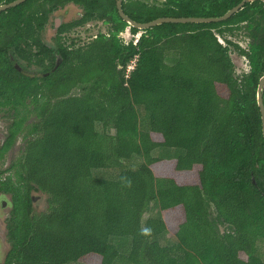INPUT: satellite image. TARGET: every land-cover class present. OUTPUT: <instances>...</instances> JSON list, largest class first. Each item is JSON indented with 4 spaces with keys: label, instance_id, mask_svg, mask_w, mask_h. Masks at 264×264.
<instances>
[{
    "label": "trees",
    "instance_id": "obj_1",
    "mask_svg": "<svg viewBox=\"0 0 264 264\" xmlns=\"http://www.w3.org/2000/svg\"><path fill=\"white\" fill-rule=\"evenodd\" d=\"M240 1L122 0V8L147 22L220 16ZM70 3L79 16L47 42L53 14ZM93 20L107 33L66 42ZM126 28L141 31L135 43L119 36ZM239 32L246 49L226 37ZM231 47L249 64L240 77ZM263 74L264 0L223 21L141 30L121 18L116 0H25L1 11L8 122L0 161L18 138L22 145L0 167V198L10 196L0 264H264ZM159 147L184 152L153 156ZM36 193L45 195L43 211L34 209ZM152 203L160 216L143 220ZM163 232L175 243H160ZM111 237L128 239V252Z\"/></svg>",
    "mask_w": 264,
    "mask_h": 264
},
{
    "label": "rangeland",
    "instance_id": "obj_2",
    "mask_svg": "<svg viewBox=\"0 0 264 264\" xmlns=\"http://www.w3.org/2000/svg\"><path fill=\"white\" fill-rule=\"evenodd\" d=\"M151 2L152 0H146ZM81 10L78 6H76L73 3H70L63 7L62 9H59L55 11L53 14V18L51 19V22L53 19H57V25L60 26L63 22H67L69 20H72L74 18H77L80 14ZM56 27H52V24L50 23L45 32V39L47 42L51 43L56 31ZM108 27L105 23L102 21H89L84 26L76 27L73 29L69 34L68 37L65 38L66 42H69L71 39H74L75 46H83L90 42L99 32L107 33ZM141 35V31H139L136 34H133L129 28H126L123 32L119 34V36L122 38L124 43H128L129 41L136 42L138 37ZM228 39H231L232 41L236 42L240 47L246 49L248 44V38L244 35L243 32H239L238 34H227L226 36ZM230 57L234 64V74L240 77L244 73H247L249 71V64L245 56L239 55V53L234 50L233 47H231ZM135 59V58H134ZM168 62L172 63L170 59H167ZM136 60L134 61L135 65ZM130 64V63H129ZM128 64V65H129ZM127 65V67H128ZM131 65V64H130ZM127 67H126V75L127 74ZM134 68V67H133ZM32 70V69H31ZM133 70V69H132ZM131 70V71H132ZM37 75H40L38 73ZM31 107V106H30ZM4 113L0 111V144L4 140V137L6 135V126L8 122V118L4 117ZM22 145L21 138H18L16 143L12 146L10 151L7 152L5 155V158L0 161V167H6L10 164L11 160L19 153L20 147ZM184 150L181 148H164L159 147L155 148L152 151V155L156 157L161 158H174L177 155L183 154ZM132 163H137L139 161V158H133ZM109 174L112 175V171H108ZM107 173H104L106 175ZM103 175V174H102ZM6 202L7 206L8 201H10L9 194H5L0 198V202ZM1 204V203H0ZM34 209L37 211H43L46 209V202H45V195L42 193H36V198L34 199ZM10 206L3 208L0 205V263L3 261L4 254L7 251L8 243L6 241V230H5V216H8ZM159 209L157 204L152 203V206L150 209L143 214V220H146L148 217H159ZM4 226V227H3ZM157 239L160 241V243L164 245H172L175 243V237L169 233V232H163L161 235H158ZM110 241L118 248V250L121 253H127L130 245V241L128 239H120L117 237H111ZM260 252L264 256V243L259 244ZM72 264H81V263H72Z\"/></svg>",
    "mask_w": 264,
    "mask_h": 264
},
{
    "label": "water",
    "instance_id": "obj_3",
    "mask_svg": "<svg viewBox=\"0 0 264 264\" xmlns=\"http://www.w3.org/2000/svg\"><path fill=\"white\" fill-rule=\"evenodd\" d=\"M25 0H13L9 3H3L0 4V12L4 11L10 7H14L16 5L21 4ZM254 0H241L237 5L233 6L229 10H227L223 15L220 16H210V17H204V16H182V17H171V16H163V17H157L153 20L147 21V22H138L132 19L130 16H128L123 8H122V0H116V7L118 10L119 15L121 18L126 21L130 26L136 27L138 29H145L152 27L157 24L161 23H209V22H218L223 21L229 18L232 14L237 12L246 2H250ZM218 40L225 45V42L222 37L217 35ZM58 60V59H57ZM59 64V61L56 62L57 66ZM263 90H264V74L260 77L258 86H257V104L260 110L261 114V121H262V134L264 138V102H263Z\"/></svg>",
    "mask_w": 264,
    "mask_h": 264
},
{
    "label": "flooded vegetation",
    "instance_id": "obj_4",
    "mask_svg": "<svg viewBox=\"0 0 264 264\" xmlns=\"http://www.w3.org/2000/svg\"><path fill=\"white\" fill-rule=\"evenodd\" d=\"M52 22H53V27H56V28H55V31H56V30L59 28V26L57 25V24H58V23H57V19H56V18L53 19ZM57 59H58V60H56V62L59 61V58H57ZM55 64H56V63H55ZM0 203H1L0 205H1L3 208H6V207L10 206V205L7 206V203H6V202H3V201H1ZM9 211H10V208H9ZM8 214H9V213H8ZM7 217H8V216H5V219H4V220H5V223H4L5 230H6V218H7ZM4 226H3V227H4ZM5 238H6V236H5Z\"/></svg>",
    "mask_w": 264,
    "mask_h": 264
},
{
    "label": "built area",
    "instance_id": "obj_5",
    "mask_svg": "<svg viewBox=\"0 0 264 264\" xmlns=\"http://www.w3.org/2000/svg\"><path fill=\"white\" fill-rule=\"evenodd\" d=\"M135 60H136V58L130 61V64H131V65L129 64L128 67H127V74H129L130 71L133 69V67H134V61H135ZM126 76H127V75H126Z\"/></svg>",
    "mask_w": 264,
    "mask_h": 264
}]
</instances>
